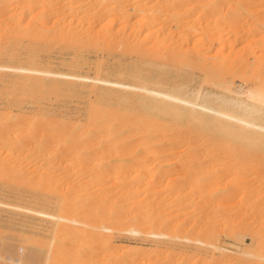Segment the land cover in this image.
Masks as SVG:
<instances>
[{
    "label": "bare ground",
    "instance_id": "obj_1",
    "mask_svg": "<svg viewBox=\"0 0 264 264\" xmlns=\"http://www.w3.org/2000/svg\"><path fill=\"white\" fill-rule=\"evenodd\" d=\"M203 1L0 0V33H3V31L8 34L11 33L10 37L12 39L8 40L7 38L5 41H0V55L14 57L19 54L21 49L25 48V50L29 49V52H25L27 59L34 61L38 57L36 54L38 44L45 45L47 43V46L52 44L53 41L55 44V41L58 40L62 47L76 50L75 52L90 47L103 46L109 52L105 58L115 57L118 67L116 78L111 79L99 76L101 66H99L100 71L98 67L96 68L98 69L97 72L99 71L97 76L92 77L33 66L0 64V75L2 71H13L17 72L21 78L42 85H46L43 82H46L49 78L47 86L52 90L60 89L63 82L75 83L81 79L84 81V85L104 89L107 96H110L108 101L95 102L90 107L84 122L67 121L53 124L39 117L36 119L39 122H36L38 125L35 123L33 127H29L26 126L28 120L25 115H11L6 120H4V116L0 115L4 120L0 117V150H5V155L1 151L3 156H7L8 152L6 153V151L21 154L24 150L21 155L25 159H29V161L25 160L27 162L39 163L57 160L61 162V166L68 160L71 161L70 157L82 153L84 156L87 155L85 158L82 157L84 163L91 162L94 159L99 161H97L99 163L96 164L97 166L92 165L95 161L91 163L92 166L97 168L95 178L96 186H99L97 189H94L95 186L91 185L92 183L89 185L93 187H88L83 180L81 181L86 185L82 182V186L76 184L78 183L76 179L80 175L76 178L71 176L72 180L69 181L73 182V185L70 182H65L66 185H58L55 180H52L53 176L48 178V175V177H45L46 175L42 174L39 184L41 189L48 190V193L50 190L56 189L55 191H57L58 188L60 191L61 189L60 194L61 192L62 194H59L60 196L56 194L61 199H59L61 201L59 203L62 213L60 211H58L59 214L57 212L49 213L33 207L15 206L21 210L49 217L54 222V229L52 228L54 238L51 239L50 244L47 242L49 244L47 247H44L46 243L43 244V247H38L36 244L37 247L30 249L20 263L205 264L201 260L205 257V251L208 252L210 247L219 249L222 252H233V250L221 246L218 242H211L214 234L205 228L210 218L206 221L207 224L204 223L205 225L202 223L205 220L201 221L203 220L202 215L205 218V212L204 214L201 213L203 207L201 208L200 204H202V201L198 200L197 191L200 192L201 190L199 191L197 186L201 181L196 183L197 176L193 178L194 176L189 177L188 175V178H192L193 181L196 180L194 185L196 183L197 186L193 189L197 188L198 190L195 189L197 191L191 190L192 192L189 193L188 197H183V193L190 189L187 191L179 189L173 196L171 194V203H165L167 208L180 209L181 207L182 209V206L185 205L188 208L193 206L194 209L192 208L191 211L190 208L188 209L189 215L191 213L193 215L196 211L201 213L200 216L198 215L201 218L200 223L197 221L198 217L194 220L197 221L195 224L197 228L198 224L202 223L204 225V232L199 226L202 238H200L201 233L194 227L195 230L193 225V232L195 230L197 231L195 234L199 232L200 235L199 233L198 236L192 233L195 237L197 236L196 239H192V237L190 238L191 235L189 236L192 230L187 232L189 234L185 233L188 228H191L192 224L188 225V228L184 227L183 224H186L184 215H181L182 218L180 217L183 221H180V214L176 213L171 218L165 217L164 219L163 215L161 217V214H159L160 211L158 210L159 213L157 211V209L162 208V205L152 212L146 209L143 204L144 199L140 197L144 187L139 181L141 180L139 176L138 178L137 176H130L132 179L134 178L130 180L129 176L123 177V173L127 168L123 164L114 166L112 170H109L105 165V159L111 157L110 155L114 153L123 156L124 160L127 159L135 165L142 163L146 158H151V161H153L163 155H180V152H182L181 156H188L189 160H194L198 156L197 154L204 152L206 157L210 160H216V162L221 159L227 160V162L233 161L232 158L236 155L235 153L237 155L253 153L256 158L258 156L260 158L261 155L264 157V87L262 86L264 84L258 83L261 80L264 81V62L261 61L264 58V34L259 38L257 37L256 41L246 42L250 33L264 28V19L262 21L259 20L260 18L256 19L257 17L254 19L256 15H259L256 11L260 8L256 10L249 7L250 9L244 13L245 9L241 5L243 0H218V3L211 8H206L207 2L203 3ZM260 2L264 4V0H260ZM204 6L206 9H204ZM245 8L248 9V7ZM260 12H264V6ZM247 13L249 14L247 17L254 19L252 28L245 27L248 31L241 28L248 23L247 17L244 15ZM262 15L264 17V13L259 16L263 18ZM2 23L5 28L1 27ZM198 36L201 37L197 38ZM50 41L52 43L49 44ZM241 42H244V46L242 47L243 53L239 58L229 60L227 57L219 55L227 48L232 52L236 45ZM24 43L27 45L25 46ZM214 49H217V52L211 53ZM98 63L97 65H99ZM198 72L203 76L204 82L211 85V88L206 87L205 94L202 93V87L196 89L188 87ZM236 74H239L245 86L241 85L242 92L238 93L237 98H234L230 94L233 92L231 80ZM33 120L35 119L33 118ZM133 150H135L134 153ZM200 155H203V153ZM2 157L1 160L4 161ZM12 157L15 156L12 155ZM16 158L12 159L16 161ZM22 160L17 161L19 164L13 161L19 169L14 170L11 168L15 173V178L11 175L13 178V180L11 178V181H13L11 185H14L15 188L18 185L20 186V183L30 174V171L22 172L20 166ZM13 163L12 165H14ZM32 163L27 164L32 165ZM52 163L54 165V162ZM52 163L49 164L50 167ZM67 163L71 162L68 161ZM4 164L1 163L0 165L4 166ZM41 164L37 165L40 166ZM202 164L206 165L203 162ZM28 165H26V169H30ZM45 165L47 164L45 163ZM234 165H236V162ZM183 166L185 165L183 164ZM8 169L6 168V170ZM0 170H2V167ZM194 173L196 172L194 171ZM220 173L218 172L219 175L216 177H219ZM83 174L85 175V173ZM203 174L193 175H199V181L203 178H201ZM209 175L208 172L207 176ZM210 177L214 176H209L208 180L202 179L205 184L209 181L208 184L210 185V179H212ZM61 178L64 179V176ZM32 179L24 181L26 182L25 186L28 183V187L32 183L30 182ZM73 179L76 180V183ZM192 180L189 179L188 181L193 183ZM173 181L175 180H172V182L169 180L170 183H173ZM204 182L199 185L202 187ZM211 183H214V179ZM160 184L164 186L162 182ZM77 185L79 187H76ZM170 185L169 183L166 184L167 187ZM217 191L216 193H219L221 190ZM262 191L259 193L260 195L258 194L256 200L264 198V192L262 193ZM223 195L218 194V198ZM213 196H215V193ZM59 197L56 199L58 200ZM221 198L218 200L220 201ZM39 199L46 200V196L40 193ZM0 205H8V203L0 201ZM164 207L162 208L163 211L165 210ZM70 210H74L76 214L71 213L75 214L73 215L75 217L72 214L69 215ZM173 218H179V220L175 223ZM126 222H130L132 226L129 228L123 227ZM147 223L152 225L153 230L145 233L144 237H154L152 239L156 243L154 247L115 246L114 237L117 236L116 234L141 235L144 233L141 227H144ZM211 223L209 222L208 227ZM184 228L187 229L183 232ZM179 233L181 235L178 239L182 242L185 240V245L182 243L184 246L181 247L177 241L178 247L174 246L173 243V239H177L173 236H178ZM182 233L187 235L183 234L184 237H182ZM168 238L174 245L164 247L166 246V244L163 246L164 239L167 240ZM55 239L57 240L55 241ZM187 241L194 242V245H205V247L198 245L195 247L197 252L194 251L195 249L191 252L189 246L191 247L192 244L189 245ZM206 247L208 248L206 249ZM21 251H23V248ZM234 252L236 253V251ZM237 254L241 256L240 261L242 262L256 256L251 249L240 250ZM194 255L198 257H194ZM206 262L208 263V261Z\"/></svg>",
    "mask_w": 264,
    "mask_h": 264
},
{
    "label": "rangeland",
    "instance_id": "obj_2",
    "mask_svg": "<svg viewBox=\"0 0 264 264\" xmlns=\"http://www.w3.org/2000/svg\"><path fill=\"white\" fill-rule=\"evenodd\" d=\"M204 2H207L206 8H208V7L211 8L212 6L214 7V5H216L218 3V0H204L203 3ZM241 5L245 9L244 13H246V10H249L250 8H255L256 10H258L257 8H260V10H258L259 12L256 11L257 14H259V15L264 13V12L263 13L260 12L261 8H263V6H264V4L262 2H260V0H243L241 2ZM245 7H248V9H246ZM206 8L204 6V9H206ZM248 13H250V12H248ZM248 13L244 14L245 17H247V15H249ZM259 15L258 16L256 15L254 17V19L257 17L256 19L260 18L259 20L262 21L264 19V17L262 15L263 18H261V16H259ZM245 17H244V19H245ZM248 18H250V17L248 16L246 18L247 22H248V23H246V26L241 27V28H243V29L245 27H247L248 29L252 28V21L254 19L252 20V18H250V20H248ZM263 22H264V20H263ZM1 27L5 28L3 23H2ZM248 29L246 30V28H245L246 31H248ZM256 31L254 33L249 34L250 36H248L249 39L246 41L247 43H249L250 41H256L259 37L263 36L264 28L259 29V31L257 29ZM10 34L11 33H9V34L5 33V31H3V33H0V41H5L7 38H8V40H12L10 37ZM199 37H201V36H198L197 38H199ZM51 41H53V40H51ZM51 41L49 42V44L52 43ZM26 43H24L25 46L27 45ZM46 44L45 45H43V44L39 45L38 44L39 47L37 45L36 54L38 57L34 61L27 59L28 57H27L25 52L26 51L29 52V49L25 50V48H24V49H21L19 51V54L17 56H14V57L13 56L8 57V55H0V64L33 66V67L42 68V69H49V70H53V71H61V72H67V73H75L77 75L92 76V77L95 75L97 76V73L100 71L99 66H101L102 69L100 71L101 73L99 72L100 75L98 74L99 76L108 77L111 79L116 78V69H118L117 59L115 57H112V56H110V58H105L106 54L109 52H107V48H104L103 46L90 47V48L84 49L80 52H75L76 50L66 49L65 47H62L60 41L58 42V40L55 41V44H54V41L50 45L46 46ZM243 46H244V42H241V43L236 45V48L232 52H230L229 49L227 48L223 52L219 53V55H221L222 57H227L229 60L239 58L240 55L243 53V51H242ZM216 52H217V49H214L211 53H216ZM261 61L264 62V58ZM100 62H102V63L100 64ZM97 63L99 65H97ZM97 67L99 69L98 72H97L98 69H96ZM49 80L50 79L48 78L46 80V82H43L46 85L34 84L31 80H27L26 78L19 77V74L17 72L2 71L1 75H0V115L4 116V120L8 119L9 116L15 115V114H18V115L22 114L23 116L25 115V118L28 120L26 126H29V127H33L36 122L39 123L38 120L36 121V119L39 117L41 119H45L46 121L52 122L53 124L63 123V122H67V121L84 122L90 107L95 102H97V101H108V99L110 98V96H107V93L105 92L104 89L95 88L93 86H86L83 84L84 81L81 79H79L75 83H70L67 81L63 82L61 85V88L58 90H52L47 86V84L49 83ZM241 82H242V79L240 78L239 74H236L232 77L231 88H232L233 92L230 93L232 97L237 98L238 93L242 92V86L241 85H243V82L242 83ZM258 83L264 84V81L261 80ZM244 86L245 85H243V87ZM262 86L264 87V85H262ZM188 87L192 88V89L202 87L201 88L202 93L205 94L206 87L211 88V85L209 83L204 82L203 76L198 72L195 74L194 79L190 82ZM1 118L3 120V117H1ZM33 118L35 120H33ZM37 123H36V125H38ZM35 127H37V126H35ZM42 127H41V129H42ZM43 128H45V127H43ZM1 151L4 152L5 150L4 149L0 150V156L3 154V152L1 154ZM7 152L10 153V151H6V153ZM22 152H21V154H22ZM134 152H135V150H133V153ZM138 152H140V151H138ZM8 153L6 155L9 158L7 156H3V155H5V152L2 155L4 158L1 156L2 159H4V161L1 160V157H0V160H1L0 162L2 164L5 163L4 166L0 165V169L2 167V170H0V201H5V203H8V205H0V242H1V244H0V264H9V263L10 264H22V263H20L21 260L23 259L24 255L26 253H28V251L30 249H32V248L35 249L37 246L43 247V244H45V243L47 245L45 244L44 247H47L50 244V242L52 241L51 239L54 238V235H53V233H54V231H53L54 224L53 223L54 222L49 217H46L44 215H40L37 213H31V212L26 211V210H21V209L16 208L15 206L21 205L24 207H26V206L30 207V208L33 207L34 209H41V210H44V211L49 212V213H56L57 212V214H59L58 211H60L62 213V210L60 208V203H61L60 200L61 199L59 197L62 194V192L60 194L61 189H60V191L58 188H57V191H55L56 189H54L53 191L50 190L49 193L47 192L48 190L43 189V188L41 189L39 184H40V180L42 179L41 176H43L42 174H44V176L46 175L45 177L49 176L48 178H52V176H53L54 179L52 178V180H55L58 185L59 184H62V185L65 184L66 185L67 182H70L69 180H72V178H76V176L80 175L76 179V180H78L77 181L78 183H76V180L73 179V181L76 184H78L79 186H82L83 184H85V183H83V181H84L87 183L88 187L92 188L93 186H95L96 188L94 187V189H97L99 187L98 185L96 186L97 183L95 181L96 174H97V168L94 166H97L99 164L98 163L99 161H98V159H94L91 162H85L84 163V158L87 157V155L85 154V156H84V154L81 153V154H77V155L75 154L74 156L70 157L73 161L72 160L71 161L68 160V161L71 163H67L68 162L67 161L66 163H63V165L60 166L61 162H59L57 160H51L49 162H39V163L36 162L37 164L42 163L39 166L34 161H33V163H32V161H30V162L25 161L27 158L25 159L24 157H22L23 155H21L17 152L16 153L11 152L12 154L10 153L9 155H8ZM181 153L182 152H180V155L176 154V156H175V154H173L172 156L171 155L170 156L163 155L161 158L158 157V159H154V160H153V158H155V157H153L152 160L154 162L151 161V158H148V159L146 158L147 161L144 159L146 162L143 161L142 163H140L138 165L132 164L129 161H127V159L124 160L125 158L123 156H120L119 154L114 153V154L110 155L111 157H109V158L107 157L105 159V163H106L105 165H107V168L109 170H112L114 166L119 165V164L120 165L123 164L124 166L127 167L126 168L127 171L125 170V173H123V177L129 176V178H131V177L137 176V178H138V176H139L141 178V180H139V181H141V183L144 185V186L142 185V187H144V190L141 192V195H140V197H142V199H144V203H143L144 206H146V209H149V211H151V212L155 208H160L161 205H162V208L165 206L164 211L162 210V208H160L161 210L157 209V211L158 210L160 211V213H159V211H158V213L161 214V217L163 215L164 219H165V217L168 219L171 218V216L175 213L180 214L179 218L181 217V215L182 216L184 215V220L186 221V222L184 221L186 223V224H183V225H185L184 227L188 228V225L192 224L191 228L193 225H194L193 228L194 227L197 228V225L195 226V224L197 221L200 223L201 218H199V216L201 215V213L204 214V212H205V218L206 219L204 218V215H202L201 217H203L202 218L203 220H201V221L205 220V222H202L204 224L210 218V220L208 221V224L206 223L207 227L205 224L204 225L208 231H210V232L212 231L211 233L214 234L213 235L214 237L212 236L213 238H211V242H214V243L218 242V244H220L221 246H224L230 250H233V252H227V251L222 252L221 250L219 251V249H215L212 247H210V248L206 247V249L208 248V252H207V250L205 251L206 254L204 252L205 257L201 260L205 264H264V218H263L264 210H262V209H264L263 208L264 207V198L256 200V197H258V194L261 193V190H263L262 193L264 192V165H263L264 164V161H263L264 157L261 155L262 158L261 157L258 158L259 156L256 158V156H254L253 153L252 154L251 153H245L246 155L243 153H242V155L241 154L237 155V153H235L236 154V155H234L235 158L234 157H233L234 159L232 158L233 161L227 162V160L224 161V159H221L220 161L217 160V162H216V160H210L208 157H206L204 152H200L199 154H197L198 156L195 157L194 160L193 159L189 160V157L188 156L185 157V155L181 156ZM202 153H203V155H200ZM226 153H228V152H226ZM17 154L20 155L22 158L19 157ZM12 155L15 157H12ZM251 155H253V156H251ZM236 156H238V157H236ZM245 156L247 157V159ZM16 157L18 159H20L19 161H21V159H23L22 160L23 162H20L21 163L20 166L23 170L22 172H26V171L29 172L30 171V174L27 173L30 176H28L25 173L27 175V178L24 181H27L28 179L33 178L32 181L30 180V182H32V183H30L31 185L29 184L28 187H27L28 183L25 186L26 182H24V181H23L24 183L23 182L20 183V186L18 185V186H16V188L14 185H13L14 187L11 185V184H13V181H11V178L12 177L15 178V176H14L15 173L13 171L17 170V168H18V166H16V164H14V163L19 162ZM82 157H84V158H82ZM167 157L170 159H168ZM10 158L11 159L16 158V161L14 159L11 160ZM200 158H202V159H200ZM238 158H240V159L238 160ZM8 159H10L11 161ZM235 159H236V161H235ZM256 159H257V161H256ZM27 160L29 161V159H27ZM5 161H7V162H5ZM9 161L11 164L10 163L8 164ZM13 161H14V163H13ZM94 161H95V163L92 164L94 166H92L91 163ZM186 161H188V162H186ZM52 162H54V165ZM190 162H191V164H190ZM193 162H194V164H192ZM202 162L206 165H203ZM235 162H236L237 166L234 165ZM12 163L15 166L12 165ZM27 163H32V165L31 164L28 165ZM45 163L47 165H45ZM51 163H52L53 167L52 166L50 167ZM166 163H167V165H166ZM35 164L37 166V167L35 166V168L37 170L35 168H33ZM43 164H44V166H43ZM55 164H58V165H55ZM64 164H66V165H64ZM183 164L185 166H183ZM188 164H189V166H188ZM26 165H28V167L30 166V169L28 168L29 170L26 169V167H27ZM48 165L50 168L48 167ZM164 166H165V168H164ZM232 167H234V168H232ZM245 167H247V168H245ZM6 168H9L10 171H9V169L6 170ZM11 168L14 170H11ZM248 168H250L251 170ZM192 169H193V171H192ZM218 169H219V171H218ZM199 170H201V171L199 172ZM33 171H35V172H33ZM86 171H88V172H86ZM158 171H159V173H158ZM194 171L196 173H194ZM217 171L219 173H220V171H222L220 173L221 177L220 176L216 177L219 175ZM188 172L189 173L191 172V173L189 174ZM208 172L210 174L209 176L215 177V178L210 177L212 179L209 178L211 182L214 179V183L210 182V185L208 184L209 181H207V183H206L207 185H206L204 180H202V179L208 180V177H209V176H207ZM215 172H217V173L215 174ZM8 173H10V174H8ZM83 173H85V175L86 174L87 175L85 176ZM132 173L134 174V176ZM197 173L198 174L204 173L203 174L204 176L203 175L201 176V178L202 177L203 178L200 179L199 181H198L199 175H193V174H197ZM151 174L154 176V178ZM11 175H13V176L11 177ZM188 175H189V177L194 176L193 178H195V176H197V179H196L197 182L196 183H199L201 181L199 184L201 185V183L204 182L203 185H206V186L202 185V187H203L202 188L199 184H198V186L196 183L194 185V182L196 180L194 179V181H193L192 178H188ZM63 176H64V179L61 178L62 179L61 180L60 177H63ZM65 176H67V177H65ZM71 176H73V177L71 178ZM177 177H178V179H177ZM13 178H12V180H13ZM79 178H81V179L79 180ZM133 179L131 178L130 180H133ZM160 179H161V181H160ZM189 179H190V181L192 180L193 183L188 181ZM81 180H83V181H81ZM169 180L171 182H172V180H175V181H173V183H170ZM176 180H178V181H176ZM62 181H63V183H61ZM158 181L160 183L162 182L164 184V186L162 184H160ZM8 182L9 183L12 182V183L9 184ZM167 183H169L171 185L169 187H167L166 186ZM21 184H24V185H21ZM70 184L73 185L74 183L70 182ZM89 184H91L93 186H91ZM78 185L76 187H79ZM232 185H234V186H232ZM196 186L199 189V191L201 190L200 192L197 191L198 190L197 188H195L197 190L193 189ZM163 187H164V189H163ZM259 187H261V188H259ZM204 188H206V189H204ZM179 189L180 190L183 189V191H187L188 189H190L187 192L183 193L185 195V196L183 195V197H186V196L188 197L189 193L192 192L193 190H194V192L197 191V193L199 195V196L197 195L199 198L198 200L200 202L202 201L201 202L202 204H200V206H201V208L203 207L204 210L201 209L202 210V212L200 210L201 213H199V211L194 212L193 213L194 216H193V215H191L192 213L189 215V210L191 211L193 208V206H190V204H188L190 206L189 207L190 209L188 208L187 205L182 206V209H181V207H180V209L175 208V207L167 208V204H165V203H171V201H172L171 194L173 196L175 192L179 191ZM115 190H117V189H115ZM217 190H221V191H219V193H216V192H218ZM208 191H209V193H208ZM213 191L215 193V196H213L214 195ZM44 192H45V194H44ZM52 192H55V193H52ZM113 192H115V191H113ZM40 193H41V195L46 196V200H40L39 199ZM56 193L58 195L59 194L60 195L58 196ZM223 193H224V195H223ZM218 194L219 195L221 194L223 196H220L218 198ZM54 196H55V198H54ZM200 196H202V197H200ZM57 197H59L58 200L56 199ZM200 198H202V199H200ZM220 198H221V200L219 201L218 199H220ZM170 199H171V201H170ZM173 199H174V197H173ZM214 199H216V200H214ZM208 200H210L209 203H208ZM59 201H60V203H59ZM58 206H59V208H58ZM205 207L207 208L208 211L206 210ZM184 209H185V211H184ZM174 211H176V212H174ZM68 212H66V213H68ZM71 212L75 213L74 210H70L69 215L72 214V216H73L76 214V213L73 214ZM178 212H181L182 214L178 213ZM196 213H198V214H196ZM73 217H75V216H73ZM197 217L199 220L197 219ZM179 218H173L175 220H173V219L172 220L175 221V223H176L177 220H179ZM195 218L197 219V221L194 220ZM211 218H212V221H211ZM180 221H183V219H181ZM149 222L151 223V221H149ZM209 222H212L210 224V227L212 226L211 228L208 227ZM150 223H147V225H145L144 227H141L144 231V233L141 235H133L130 233L116 234L117 236L114 237L115 246L116 245L118 247H120L119 245L134 246V247L139 246V247H146V248H150L151 246L154 247L156 245V243H154L152 241V239L154 237H152V236L147 237V238L144 237L145 233H148L149 231L153 230V228H151L152 225ZM202 223L200 225L198 224V228H197V231H199L201 233V235H200V233L198 232L199 235L201 236L200 238H202V232H204V225ZM130 226H132V225H130V222H128V223L126 222V224L123 227L129 228ZM199 226L203 229L202 232H201V229L199 228ZM187 228H184L183 232ZM191 228L190 229L188 228V230L185 231V233L192 230V231H190L191 232L190 234L189 233H187V234H189V236L191 235L190 238L192 237V239H196V237L198 236V233L195 234L197 232V231H195L196 229L194 228L195 230L193 232V228L192 229ZM212 229H214V230H212ZM207 230H205V231H207ZM180 233L177 234L178 236H173V237L177 238L176 240H175V238L174 239L171 238L174 240L173 243L175 245L173 243H171L170 238H168L167 240L164 239L165 242H163V246L166 244V246H164V247H167V246L169 247V245L173 244L174 246L178 247V243H179L180 247L184 246L185 240H183V242H182L180 239H178V238H180L179 237V235H181ZM185 233H182V235ZM192 233L194 235H197V236L195 237ZM187 234H185V236ZM119 235H121V236H119ZM189 236H187V237H189ZM182 237H184V235ZM56 240L57 239H55V241ZM55 241L53 240V242H55ZM176 241L178 243H176ZM168 243H171V244H168ZM180 243H181V245H180ZM182 243L184 245H182ZM193 243L194 242H192V241H191V243L188 242L189 245L192 244L191 247L189 246V249L191 248L190 249L191 252L194 249H195L194 251H196L195 247L199 245V244L194 245ZM36 244H37V246H36ZM124 244H126V245H124ZM12 245H15V246H12ZM199 246L205 247V245H203V246L199 245ZM192 247H194V248L192 249ZM22 248H23V251H21ZM24 248H28V249H24ZM247 249H251L252 251H254L256 256L250 257L247 261L242 262V261H240L241 256H239V254H237V252L240 250H247ZM234 251H236V253ZM225 252H227V253L225 254ZM100 253L102 254V252H100ZM194 257H198V256L194 255ZM98 258L100 260H102L100 257H98ZM205 260L208 261V263Z\"/></svg>",
    "mask_w": 264,
    "mask_h": 264
}]
</instances>
